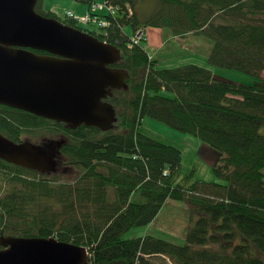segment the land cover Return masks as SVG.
<instances>
[{"label": "trees", "instance_id": "1", "mask_svg": "<svg viewBox=\"0 0 264 264\" xmlns=\"http://www.w3.org/2000/svg\"><path fill=\"white\" fill-rule=\"evenodd\" d=\"M42 1L37 12L120 49L111 67L127 71L128 88L105 99L118 118L106 132L71 129L0 104V133L9 139L65 141L58 170L49 175L0 159V236H54L85 246L89 264H154L160 254L176 264H264V0H154L147 15L138 12L144 0H106L116 11L100 33L44 11ZM147 27L203 34L213 41L211 64L258 79L224 82L196 64L157 68L138 36ZM146 117L215 148L212 172L221 182L182 176L181 151L140 131ZM168 199L196 214L183 245L152 235L122 238L153 222Z\"/></svg>", "mask_w": 264, "mask_h": 264}, {"label": "water", "instance_id": "2", "mask_svg": "<svg viewBox=\"0 0 264 264\" xmlns=\"http://www.w3.org/2000/svg\"><path fill=\"white\" fill-rule=\"evenodd\" d=\"M38 0H0V104L63 123L109 131L117 122L105 99L127 89L111 67L120 49L37 12ZM44 51L49 55H39ZM63 139L15 142L0 133V159L42 174L58 170ZM0 264H89L85 246L50 237L0 236Z\"/></svg>", "mask_w": 264, "mask_h": 264}, {"label": "rangeland", "instance_id": "3", "mask_svg": "<svg viewBox=\"0 0 264 264\" xmlns=\"http://www.w3.org/2000/svg\"><path fill=\"white\" fill-rule=\"evenodd\" d=\"M93 1L94 4L103 5V8L92 11L93 8L89 10L86 4H81L74 0H43L42 9L46 12L51 11L62 19H64L68 10L73 11L76 17L82 14L88 15L91 11L101 19H106V16L110 13L108 6L105 4L106 0ZM154 2V0L141 2L138 5L139 14H149L155 6ZM74 6L77 7L75 8ZM145 19L142 18L141 20ZM80 26L100 33L99 26L95 23H80ZM124 31L128 36L134 37L133 31L129 26H125ZM142 36L143 39L140 43L147 53L158 61L157 68H177L187 64H196L209 69L215 79L224 82L251 85L258 79L238 70L219 68L211 64L208 61V55L213 41L203 34H197L192 30L181 34H173L171 29L167 27H147L143 31ZM260 79H264V71L260 73ZM160 93L171 96V93L167 91H161ZM140 131L163 144L174 146L181 151L180 172L182 176L189 174L192 177L190 180L192 182L196 180L221 182L212 172V167L219 157V152L209 144L148 117L144 118ZM70 170H74V167L68 171ZM72 174L73 172L68 173V175ZM1 185L2 181L0 180V187ZM9 188V184L5 183V189ZM195 220L196 214L192 212L185 202L168 199L153 222L127 230L123 233L122 238L132 239L144 235H152L177 245H183L186 241L187 231ZM152 261L154 264H176L170 257L161 254L153 256Z\"/></svg>", "mask_w": 264, "mask_h": 264}, {"label": "built area", "instance_id": "4", "mask_svg": "<svg viewBox=\"0 0 264 264\" xmlns=\"http://www.w3.org/2000/svg\"><path fill=\"white\" fill-rule=\"evenodd\" d=\"M92 8H93L92 11H95L96 9L103 8V5L94 4ZM108 8L112 14L115 13L116 8L114 6H108ZM65 16L68 18H72V19L76 20L79 24L80 23H85V24L95 23L98 26H106L107 25L106 19H101L99 16H97L96 14H94L92 12H89L88 15H85L83 17H80V16L76 17L73 12L67 11Z\"/></svg>", "mask_w": 264, "mask_h": 264}, {"label": "flooded vegetation", "instance_id": "5", "mask_svg": "<svg viewBox=\"0 0 264 264\" xmlns=\"http://www.w3.org/2000/svg\"><path fill=\"white\" fill-rule=\"evenodd\" d=\"M35 53L39 54V55H49L47 52H44V51H36ZM37 116V115H36ZM38 117H41V116H38ZM41 118H44V117H41ZM47 119V118H45ZM49 120V119H47ZM60 161V160H59ZM66 167H63V169H65ZM3 236H13V235H3ZM6 247L4 246H0V249H5Z\"/></svg>", "mask_w": 264, "mask_h": 264}, {"label": "crops", "instance_id": "6", "mask_svg": "<svg viewBox=\"0 0 264 264\" xmlns=\"http://www.w3.org/2000/svg\"><path fill=\"white\" fill-rule=\"evenodd\" d=\"M75 8L77 7V6H74ZM68 11H70V10H68ZM73 12V11H72ZM74 13V12H73ZM83 16H85V14H82L80 17H83Z\"/></svg>", "mask_w": 264, "mask_h": 264}]
</instances>
